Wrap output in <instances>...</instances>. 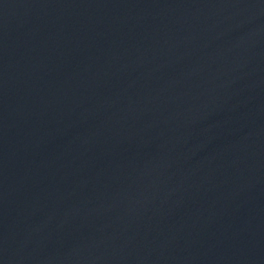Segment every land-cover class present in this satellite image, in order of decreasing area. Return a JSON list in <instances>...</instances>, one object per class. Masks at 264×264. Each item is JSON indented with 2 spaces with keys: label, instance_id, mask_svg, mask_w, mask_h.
<instances>
[{
  "label": "water",
  "instance_id": "95a60500",
  "mask_svg": "<svg viewBox=\"0 0 264 264\" xmlns=\"http://www.w3.org/2000/svg\"><path fill=\"white\" fill-rule=\"evenodd\" d=\"M0 264H264V0H0Z\"/></svg>",
  "mask_w": 264,
  "mask_h": 264
}]
</instances>
